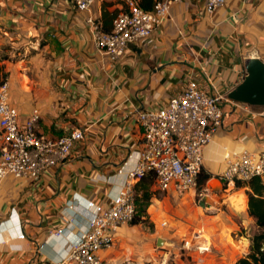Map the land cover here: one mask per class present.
I'll return each instance as SVG.
<instances>
[{"label":"crops","instance_id":"1","mask_svg":"<svg viewBox=\"0 0 264 264\" xmlns=\"http://www.w3.org/2000/svg\"><path fill=\"white\" fill-rule=\"evenodd\" d=\"M135 1L150 9L156 0ZM127 2L95 0L79 10L72 0H0V80H9L19 125L37 110L43 135L83 131L64 162L37 177L0 179V264L61 259L136 164L139 112L164 108L190 81L225 97L223 123L204 148L205 196L174 185L160 190L154 174L145 173L133 181L134 219L101 253L112 264H185L180 250L189 240L194 264H235L264 231L248 211L246 181L226 186L221 179L242 152L264 154V106L228 96L250 58L264 61V0H224L213 13L206 0H171L161 24L113 58L98 46L87 17L110 31Z\"/></svg>","mask_w":264,"mask_h":264},{"label":"built area","instance_id":"2","mask_svg":"<svg viewBox=\"0 0 264 264\" xmlns=\"http://www.w3.org/2000/svg\"><path fill=\"white\" fill-rule=\"evenodd\" d=\"M79 10H89L95 0H72ZM224 0H206V10L213 13ZM171 0H156L150 9L135 0H128L127 9L113 20L110 31L102 30L92 16L98 46L113 58L123 54L130 42L149 36L169 14ZM224 95L208 94L190 81L186 90L173 96L167 105L151 112H139L138 123L143 133V146L128 179L112 197L109 206L98 208L79 239L70 243L66 254L51 264H112L102 250L110 248L119 229L130 223L136 214L133 181L147 172L155 176L160 190L172 185L179 193L194 192L203 198L199 175L203 166L204 148L223 123ZM18 108L10 103L8 78L0 80V179L8 173L37 177L50 166L58 165L70 156L75 140L83 137L81 129L51 138L38 132L39 113L34 110L24 125L18 123ZM264 174V154L260 157L244 151L229 162L221 174L225 185L247 181ZM166 224V222H163ZM63 229L53 232L58 236ZM19 234L18 237H22ZM183 247L191 243L185 240Z\"/></svg>","mask_w":264,"mask_h":264},{"label":"trees","instance_id":"3","mask_svg":"<svg viewBox=\"0 0 264 264\" xmlns=\"http://www.w3.org/2000/svg\"><path fill=\"white\" fill-rule=\"evenodd\" d=\"M242 183L238 181L236 185L241 186ZM246 183L250 188L248 191V211L256 218L257 225L264 227V174L254 176ZM181 252H185L188 255L186 259L191 261L190 264H194V259L189 255L188 249L182 247ZM235 264H264V231L251 238L248 254L239 257Z\"/></svg>","mask_w":264,"mask_h":264},{"label":"water","instance_id":"4","mask_svg":"<svg viewBox=\"0 0 264 264\" xmlns=\"http://www.w3.org/2000/svg\"><path fill=\"white\" fill-rule=\"evenodd\" d=\"M247 74L229 94V98L250 105L264 106V61L260 58H250L246 65ZM240 195L236 196V199ZM164 238L159 244H164Z\"/></svg>","mask_w":264,"mask_h":264},{"label":"rangeland","instance_id":"5","mask_svg":"<svg viewBox=\"0 0 264 264\" xmlns=\"http://www.w3.org/2000/svg\"><path fill=\"white\" fill-rule=\"evenodd\" d=\"M146 225H149V222H144ZM181 251V250H180ZM182 259L185 261V264H190V260H187L186 257L188 256L185 252H180Z\"/></svg>","mask_w":264,"mask_h":264}]
</instances>
